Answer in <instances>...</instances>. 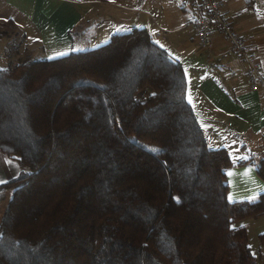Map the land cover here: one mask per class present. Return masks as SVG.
<instances>
[{"label": "trees", "instance_id": "1", "mask_svg": "<svg viewBox=\"0 0 264 264\" xmlns=\"http://www.w3.org/2000/svg\"><path fill=\"white\" fill-rule=\"evenodd\" d=\"M0 264H258L182 65L144 28L98 48L0 69ZM264 247V233L258 236ZM264 260V256H263Z\"/></svg>", "mask_w": 264, "mask_h": 264}, {"label": "crops", "instance_id": "2", "mask_svg": "<svg viewBox=\"0 0 264 264\" xmlns=\"http://www.w3.org/2000/svg\"><path fill=\"white\" fill-rule=\"evenodd\" d=\"M225 10L264 71V0H226ZM200 15L198 0H0V64L25 58L32 49L43 59L84 52L105 45L114 34L144 28L182 65L187 100L209 147L226 149L233 163L260 161L264 87L251 89L248 62L229 49L222 35L213 36L210 48L198 44ZM20 172L15 159L0 153V185ZM227 178L230 203L264 195L253 165L233 167ZM11 193H0V222ZM249 221L264 225V214L240 225Z\"/></svg>", "mask_w": 264, "mask_h": 264}, {"label": "built area", "instance_id": "3", "mask_svg": "<svg viewBox=\"0 0 264 264\" xmlns=\"http://www.w3.org/2000/svg\"><path fill=\"white\" fill-rule=\"evenodd\" d=\"M226 0H198L200 19L195 26L196 39L203 48L212 46L213 36L222 35L229 49L248 62L247 79L253 91L264 87V71L225 10Z\"/></svg>", "mask_w": 264, "mask_h": 264}, {"label": "rangeland", "instance_id": "4", "mask_svg": "<svg viewBox=\"0 0 264 264\" xmlns=\"http://www.w3.org/2000/svg\"><path fill=\"white\" fill-rule=\"evenodd\" d=\"M77 39V38H76ZM25 58L21 59H15L8 61H4L2 64H0V69H7V68H13L20 63H23L24 61H39L42 60L43 56L40 53H35L33 49L31 52L24 53ZM247 228L248 235H249V245L252 249L253 254L256 256L258 260V264H264L263 256H264V247L260 243L258 236L261 233H264V225L263 223H257L256 225L254 223L246 222L244 224ZM263 225V226H262Z\"/></svg>", "mask_w": 264, "mask_h": 264}, {"label": "snow or ice", "instance_id": "5", "mask_svg": "<svg viewBox=\"0 0 264 264\" xmlns=\"http://www.w3.org/2000/svg\"><path fill=\"white\" fill-rule=\"evenodd\" d=\"M62 55V54H61ZM4 181H0V183H3Z\"/></svg>", "mask_w": 264, "mask_h": 264}]
</instances>
